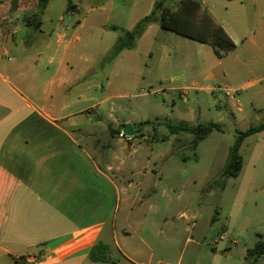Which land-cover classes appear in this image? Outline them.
Wrapping results in <instances>:
<instances>
[{"label":"rangeland","instance_id":"obj_1","mask_svg":"<svg viewBox=\"0 0 264 264\" xmlns=\"http://www.w3.org/2000/svg\"><path fill=\"white\" fill-rule=\"evenodd\" d=\"M155 1L72 0L78 11L64 14L73 27L77 20L84 21L76 34L80 39L73 43L74 70L82 61L90 67L89 78L104 84L83 105L94 108L89 128L95 127L98 136L121 154L115 162L123 171L118 183L126 188L132 182L118 219L119 237L130 246L146 242L155 252L153 264L159 258L169 264L179 259L183 264H251L248 252L264 241V135H252L242 144L240 175L227 178L224 187L222 177L238 134L264 123V80L248 84L259 77L231 76L226 65L232 64L236 53L216 58L213 47L207 51L159 24L149 28L130 54L110 60L108 55L124 31L149 15ZM200 2L234 7L230 9L234 18L243 3L246 17L256 24L264 17V0ZM34 4L29 1L28 8ZM66 5L67 0H52L45 17L55 19ZM260 74L264 76V70ZM128 120L138 132L130 141L119 137ZM166 122L216 123L220 129L194 148L193 134L172 135ZM109 127L117 131L114 136ZM128 204L133 211L126 222ZM112 246L111 256H118ZM256 264H264V256Z\"/></svg>","mask_w":264,"mask_h":264},{"label":"crops","instance_id":"obj_2","mask_svg":"<svg viewBox=\"0 0 264 264\" xmlns=\"http://www.w3.org/2000/svg\"><path fill=\"white\" fill-rule=\"evenodd\" d=\"M13 1L0 0V264H153L155 252L146 242L130 246L118 234L132 182L126 188L118 183L123 171L115 162L121 154L98 136L95 127L89 128L94 108L83 105L104 84L89 78L90 67L82 61L74 70L73 43L79 41L76 34L84 21L77 20V27L68 25L67 5L55 19L46 18L50 0L44 14L29 25L37 12L36 0L30 8L33 0H15V5ZM203 7L236 44L224 56L236 53L226 65L229 74L259 77L248 84L263 81L264 17L256 24L246 17L243 3L236 18L230 11L234 7ZM197 43L207 51L212 48ZM126 124L134 128L130 120ZM125 208L128 222L133 207ZM112 243L118 256H111ZM97 244L108 247L107 260L90 258ZM156 264L169 263L159 258Z\"/></svg>","mask_w":264,"mask_h":264},{"label":"trees","instance_id":"obj_3","mask_svg":"<svg viewBox=\"0 0 264 264\" xmlns=\"http://www.w3.org/2000/svg\"><path fill=\"white\" fill-rule=\"evenodd\" d=\"M37 12L34 16L28 19V24H34L38 17H41L50 0H36ZM16 4V1H13ZM76 6L72 0H68L66 12L75 11ZM152 24L159 26L166 31H173L188 39L205 43L213 47L218 58H222L236 48V44L229 37L226 31L218 25L213 19L211 13L204 9L200 0H179L175 4H169L168 0H156L154 10L141 19L133 29L125 30L117 43L112 48L108 58L114 60L125 50H133L136 48L137 41L144 35L145 31ZM112 29L119 30L118 26H113ZM166 125L172 135H178L182 132H189L195 136L193 147L197 148L200 142L205 140L213 130L220 129L216 123L200 124L192 126L188 123H179ZM112 136L117 131L110 128ZM264 131V123L256 126H251L246 131L238 134L237 140L231 149L229 161L222 177L223 187L227 178H237L243 168V157L240 154V149L244 141L255 134ZM138 133L135 130V134ZM109 147L102 148L108 149ZM101 151V148H100ZM108 247L103 244H97L91 251L90 258L94 261H105L108 259ZM253 258L251 264H256L257 261L264 256V241H259L255 247L248 252Z\"/></svg>","mask_w":264,"mask_h":264},{"label":"water","instance_id":"obj_4","mask_svg":"<svg viewBox=\"0 0 264 264\" xmlns=\"http://www.w3.org/2000/svg\"><path fill=\"white\" fill-rule=\"evenodd\" d=\"M123 133L129 137H133L135 135V131L132 125L126 124L123 127Z\"/></svg>","mask_w":264,"mask_h":264},{"label":"built area","instance_id":"obj_5","mask_svg":"<svg viewBox=\"0 0 264 264\" xmlns=\"http://www.w3.org/2000/svg\"><path fill=\"white\" fill-rule=\"evenodd\" d=\"M119 137L121 139H127V141H130L132 139V137H129V136L125 135L123 132L119 133Z\"/></svg>","mask_w":264,"mask_h":264}]
</instances>
